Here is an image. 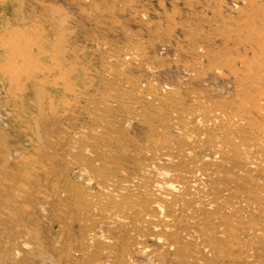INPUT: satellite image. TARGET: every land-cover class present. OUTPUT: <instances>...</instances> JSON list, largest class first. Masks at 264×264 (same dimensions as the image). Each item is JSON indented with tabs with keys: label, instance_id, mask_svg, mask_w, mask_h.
<instances>
[{
	"label": "rangeland",
	"instance_id": "obj_1",
	"mask_svg": "<svg viewBox=\"0 0 264 264\" xmlns=\"http://www.w3.org/2000/svg\"><path fill=\"white\" fill-rule=\"evenodd\" d=\"M263 99L264 0H0V264H264Z\"/></svg>",
	"mask_w": 264,
	"mask_h": 264
},
{
	"label": "bare ground",
	"instance_id": "obj_2",
	"mask_svg": "<svg viewBox=\"0 0 264 264\" xmlns=\"http://www.w3.org/2000/svg\"><path fill=\"white\" fill-rule=\"evenodd\" d=\"M18 35V34H17ZM14 39V38H13ZM14 41H16V40H14ZM13 41V43H8V45H7V47L6 48H8V52L11 54V55H19V56H22L21 58H26V56H27V51L25 52L24 50L25 49H23L24 47H22V45L23 44H20L19 42V40H18V43H16L15 44V42ZM17 42V41H16ZM3 44V43H2ZM6 46V45H5ZM2 65V64H1ZM19 67H18V69H19V71H24V72H26V71H28V70H30L29 68L31 67V66H28L25 62L22 64V62H21V64L20 65H18ZM32 68V67H31ZM12 74V73H11ZM10 75V74H9ZM15 77V80L18 78H16V76H14ZM12 79V78H11ZM67 80V79H66ZM16 82V81H15ZM17 83V82H16ZM15 97V96H14ZM17 98V97H16ZM264 100V99H263ZM255 107V106H254ZM263 141V140H262ZM264 143V142H263ZM257 144V143H256ZM262 144V143H261ZM259 145V144H258ZM258 145H255L254 147L256 148V146L258 147V149L260 150V147L258 146ZM106 178V177H105ZM108 178V177H107ZM107 178H106V180L105 181H107V183H108V180H107ZM104 179V178H103ZM102 179V180H103ZM104 181V182H105ZM68 189H69V187H68ZM80 190V189H79ZM114 190V189H113ZM69 191V190H68ZM70 191H71V188H70ZM78 191V190H77ZM77 191L76 192H74L75 194L77 193ZM82 192V191H81ZM108 192V191H107ZM111 192V191H110ZM80 193V192H79ZM78 195V194H77ZM105 195V194H104ZM112 196V195H111ZM115 197L116 196H118V195H114ZM105 197V196H104ZM114 198V197H113ZM113 198H111V200H114ZM104 199V198H103ZM158 199L159 200H161V199H163V194H159V196H158ZM106 200V199H105ZM109 200V199H108ZM107 200V201H108ZM116 200V199H115ZM157 201V200H156ZM108 202H110V200L108 201ZM108 202H107V204H108ZM111 204V203H110ZM112 204H114V206L115 207H117L116 206V204H115V202H113ZM108 206V205H107ZM109 207H111V205H109ZM109 207H107V209L109 208ZM105 208V207H104ZM112 208V207H111ZM111 208L109 209V210H111ZM119 210V209H118Z\"/></svg>",
	"mask_w": 264,
	"mask_h": 264
}]
</instances>
